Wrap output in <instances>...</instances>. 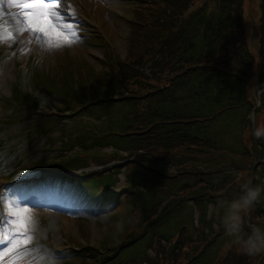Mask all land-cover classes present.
<instances>
[{
    "label": "rangeland",
    "instance_id": "374dc122",
    "mask_svg": "<svg viewBox=\"0 0 264 264\" xmlns=\"http://www.w3.org/2000/svg\"><path fill=\"white\" fill-rule=\"evenodd\" d=\"M196 2H200L201 0H195ZM263 4L262 0H231L229 3L228 11L230 13L233 12V10L236 12V14L232 15V20L236 21L238 17H241L240 10L237 8H240L242 10V13L245 14V20L243 23V26H239L236 24L231 29H225L228 30V41L230 44L228 45L229 51L231 55L233 56L236 53V50H238L240 53H247V49L243 48L245 41L249 34L253 37L259 36V22H261V12L263 14V10L261 11V5ZM166 7V5L162 6ZM130 6L128 8V12L130 13ZM65 12L68 15V10L65 9ZM152 13L150 12L149 15ZM53 23L59 24L58 21L54 20ZM116 23V29L119 28L121 31L123 29L128 28V25L123 23L122 21H115ZM262 24V23H261ZM61 28L64 29V31L68 34L69 29L64 28V24H60ZM110 25V24H109ZM84 27V33L86 34L90 30L87 28V26ZM99 29H102L100 25H98ZM110 31V26H109ZM3 35V33H2ZM142 38H149L151 37V33H141ZM157 36V35H156ZM158 40L156 41V44L153 46H139L138 50L133 56L134 63H142L144 60H153L156 56L162 54L164 55V52L170 50L169 45L157 36ZM262 40H264V37L261 35ZM47 37L44 36L42 33H39V36L37 37V40L34 41L33 46L31 45V49L35 50L38 48H44L47 46L49 49L48 51L40 52L38 53L39 56L42 59H51L52 56H55L52 60V67L51 71H49L48 67H44L43 71L39 72L37 76H39L41 79L44 80V82L41 84H46L48 87V92L51 96L57 97L61 103L69 105V106H75L80 105L81 102H83L86 107L85 114L87 115V118L89 117L92 112L102 110L104 111L101 115L107 116V120H110V115L105 112V108H102L103 106L99 105V102L96 104H93L96 102L97 99H101L104 96L101 95L99 97L93 98V103L88 104L89 100L91 99V96L88 94L89 89L91 86H94L92 89V92L94 94L97 93L98 89L95 87L97 84L99 85L101 83V80L98 78L96 72L99 69H104L103 62L99 63L98 59H94L96 57H93V63L96 65V69L90 65L89 62H85L84 59L88 61V59L92 60V58L87 57L84 52V45L79 44L77 40H75L72 44V47L65 48L68 45L62 44L60 47H49L47 43ZM116 48V56H119V58H124L126 55V44L125 39L123 38L120 43L118 42V38L113 37L112 38ZM3 44H5L2 48L5 51V53H9V47L11 43L14 41L12 35H4L0 39ZM89 42L101 44L100 40L97 39L94 35H91ZM79 45H83L82 48L78 47ZM24 45V41L21 40L19 42V46L17 50H21ZM63 48V49H62ZM115 49V48H114ZM83 50V51H82ZM91 52L97 53V51L90 47ZM116 51V49H115ZM65 54H73L75 53V57H68L65 56L63 58V62L61 61L60 55ZM27 55V54H26ZM261 57H263V49L260 51ZM80 58V59H79ZM12 61L7 60L5 62V67H10V69H13ZM127 62H130V59H127ZM153 63V62H152ZM155 63V61H154ZM259 68V65L257 66ZM148 66H146L145 71L138 70L133 66V64H130L126 70L120 71V69H117V72L120 75H124L125 78L128 80H132V83L137 79V75H142L144 78H147V72H148ZM14 72V70H13ZM146 72V73H145ZM55 78H54V77ZM50 85V87L48 86ZM40 90H46V88H39ZM111 87H108L107 91H111ZM38 91V89H35ZM3 92H7L8 90H4ZM39 92V91H38ZM53 92H58L57 94H54ZM93 96V95H92ZM210 94L208 93L206 95V98L204 99V102L206 103V109L205 114L212 113L215 109L220 108L221 104L214 102L213 100H209ZM259 104V103H258ZM257 104V105H258ZM103 105V104H102ZM256 102L253 106L256 109L260 106H257ZM189 107V106H188ZM187 107V108H188ZM102 108V109H101ZM113 109L110 110V112ZM247 111V105L243 104L240 106H235L233 108L225 109L220 111L218 114L214 115L211 119H201L203 123L199 126V131L202 136L210 138L215 145L219 144H227L229 149L237 150L240 148V142L237 140H241V138L246 133V123H245V113ZM98 114V113H97ZM264 114V111L260 112L256 117L253 118V125H256L257 121L260 120L264 121V116L261 115ZM99 115V114H98ZM37 122L41 123L45 119H35ZM262 121V123H263ZM262 123L260 125H262ZM81 126L85 129L92 128L94 129L92 125H90L89 122L83 120L81 122ZM250 127V126H249ZM57 127H54L50 132L47 133L48 140L45 141V144H48V147H53L54 145L57 146L58 142L53 136L55 135V130ZM209 129H212L213 131H210ZM246 145L242 144L244 152H247V154H250L254 147L253 139L250 135V129L247 132L246 136ZM233 142V143H232ZM125 144L120 141L119 145ZM209 146V145H208ZM199 148V140L198 139H192L191 137H186L183 140L178 141L177 143H174L170 139H160L158 144L147 145V149L153 150L154 152L161 153L171 151L172 152V160L171 162L174 164V162H178V165H184L188 162V158L190 157H177L175 154L179 153L182 150L186 149H196ZM20 154V153H18ZM247 154H240V155H233V163L237 166L244 167L238 168L240 170V175H236L233 178V181L235 184H237L236 188H238L239 184L242 182H250L252 186H261V182L264 181V162H261L260 164L254 163L250 160L249 155ZM45 153H37L34 156H28L23 155L24 162L19 164L20 166H32L33 162H36L38 160H44V163L55 161L56 158V152H49L45 156ZM100 154L95 153V156L98 157ZM73 156H77L76 154H73ZM18 155H12L10 158H8V166H13V163H15ZM248 159V161H247ZM79 161V160H78ZM225 160L222 159V162ZM83 163V162H82ZM194 166H188V168H193ZM249 170H248V169ZM215 168L209 167L204 168L203 171L193 172V173H178L172 171L169 175L172 179L166 186V191L174 193L173 196H169L168 198V205L167 209L165 210L164 216L160 219V225L156 223H152L147 227V234L144 235L142 238L137 240L134 244L131 246L122 249L121 252L118 254V258L123 260H131L133 264L140 263L143 258H146V247L148 246V242L150 240V232L151 231H158L160 234L164 236L166 240L173 238L177 239L179 236L183 237H194L197 233V230L202 227L203 225L212 226L213 225V218L212 221L209 223L206 222V218L208 216V205L211 203L208 202H216L217 195H221L224 197H227L226 195H222L220 192L211 191L210 188L207 186L211 185L213 182V177L206 174L205 172L207 170L213 171ZM223 171V170H222ZM251 173V175H250ZM184 185L187 186H193L197 188L196 192H190L187 193L186 188ZM181 189L182 191L177 193L178 190ZM218 189L223 190V188L220 186ZM225 189V188H224ZM155 195L157 197V200H161L164 198V192L162 190H159L158 192H155ZM133 196V195H132ZM214 196V197H213ZM122 197H120L121 200ZM130 199L133 201L137 200V198L134 196L132 198L129 196ZM189 198H193V201H189ZM215 200V201H213ZM18 204L22 208H26L29 211L30 216L33 219L34 223V230L31 233V237L36 241L35 248L39 251L38 256L42 257L45 252V243L53 248H56L58 250L65 249L67 245H69L65 251H69L71 248L74 249L76 247H80L83 244H93V245H99L102 246L100 242H105L106 239L108 241H117L122 237L123 231L129 232L135 228L136 220L138 218L139 211L136 207L132 208V213H130V209H126L123 212L124 207L121 206V204L115 205L114 208H110L109 212L111 211V215L103 214L100 216L94 214L90 215L88 218H82L81 216L78 217L75 214L76 213H83L84 211L75 212L73 210H67L65 208L58 209V206H50V207H32L33 204L29 199H18L15 200V202H12L10 204L4 205L0 204V226L3 227L6 231L9 232H15L14 226H13V212L10 209L11 204ZM116 208V209H115ZM196 211L200 212L199 214V223L196 221ZM113 213V214H112ZM10 216H13V219H9ZM118 216L120 218H118ZM98 219V220H97ZM153 219V217H152ZM96 220V221H95ZM123 220V221H120ZM85 221V222H84ZM99 221V222H97ZM123 224L124 230H120V224ZM117 230H119L116 234H114ZM31 238V239H32ZM24 239V238H23ZM22 237H17L16 240H23ZM209 240L204 241V245L201 249H203L207 244ZM45 242V243H44ZM228 239H220L218 242V247L214 249V251L210 254V257L212 259L216 256H218L221 252L222 254L219 257V260L215 261L214 263L217 264H241L242 259L239 252H236L233 248H229L227 246ZM192 242L186 243V250L182 251L180 254H177L175 257L172 258V264H185L189 260L195 258L194 254H197L199 250L191 249ZM157 251L158 249L154 247ZM164 249V256L165 258H169V256L165 252ZM67 258L73 257V252H66ZM152 256L150 255V258ZM207 261L209 262V258L206 257ZM116 261V260H115ZM204 261L203 264H207L208 262ZM59 262L58 264H60ZM53 264H57L54 262ZM105 264H113V263H105Z\"/></svg>",
    "mask_w": 264,
    "mask_h": 264
},
{
    "label": "clouds",
    "instance_id": "9594fccd",
    "mask_svg": "<svg viewBox=\"0 0 264 264\" xmlns=\"http://www.w3.org/2000/svg\"><path fill=\"white\" fill-rule=\"evenodd\" d=\"M243 48L247 49L256 64L262 61L259 53L264 49V40L261 37H253L250 33ZM253 135L256 138H264V125H257L253 129ZM262 194L264 188L252 186L250 182L245 181L241 183L240 191L231 198L221 196L216 202L208 205V215L216 221L214 226L217 231H222L228 238L227 246H235L241 255L256 256L264 253V224L250 222L253 208L264 204ZM119 226L123 227V224Z\"/></svg>",
    "mask_w": 264,
    "mask_h": 264
},
{
    "label": "snow or ice",
    "instance_id": "6c2138e0",
    "mask_svg": "<svg viewBox=\"0 0 264 264\" xmlns=\"http://www.w3.org/2000/svg\"><path fill=\"white\" fill-rule=\"evenodd\" d=\"M60 2L62 3V0ZM7 5L19 10V14L13 15L20 23L22 31H31L34 34L42 33L48 38L49 47H60L62 44L71 43L69 35L61 28V25L53 23L54 20L59 18V5L56 0H52L51 3L45 2V0H7ZM67 27L68 25L64 26V28ZM10 209L14 216L13 226L15 231L24 236L23 240L10 241L11 247L8 251H14L31 240L34 223L28 209L15 203L10 205ZM13 216H10L9 219H13Z\"/></svg>",
    "mask_w": 264,
    "mask_h": 264
},
{
    "label": "trees",
    "instance_id": "16d2710c",
    "mask_svg": "<svg viewBox=\"0 0 264 264\" xmlns=\"http://www.w3.org/2000/svg\"><path fill=\"white\" fill-rule=\"evenodd\" d=\"M205 8H202V11H204ZM206 23V21L202 18L200 20V22H197L198 24L203 25V23ZM196 22H194L195 24ZM207 24V23H206ZM221 51H222V56H219V58H217L216 62H218L219 65H223L224 67L228 68L227 72L229 73L230 76H237L234 81H230L231 79L226 78L225 81L226 82H231L234 83L235 85H237L239 87L240 85V89H239V93H237V95H234L232 98L235 99L234 102L232 103H228L229 105L236 103V102H243L245 100L246 97V92L243 88L241 87H247L251 82H254V77L251 76L252 75V71L250 70V63H245L241 66L238 65V67H234L231 63V57L229 54V48L226 45L221 46ZM263 70H264V63H263ZM263 70L259 73V80H262L263 77ZM248 74V80L245 82L244 78L246 77V75ZM229 83L228 85H226L225 88V92H230V90L232 89L231 86L232 84ZM0 168H2V163L0 162ZM264 188V187H263ZM264 196V195H263ZM261 213V214H260ZM251 214L253 216H257V221L260 224H264V209L262 208H257V209H253ZM166 260V259H165ZM154 264H170L172 261L170 262H166L165 261H152Z\"/></svg>",
    "mask_w": 264,
    "mask_h": 264
},
{
    "label": "bare ground",
    "instance_id": "6f19581e",
    "mask_svg": "<svg viewBox=\"0 0 264 264\" xmlns=\"http://www.w3.org/2000/svg\"><path fill=\"white\" fill-rule=\"evenodd\" d=\"M115 27H116V25H114V24L112 23V29L115 28Z\"/></svg>",
    "mask_w": 264,
    "mask_h": 264
}]
</instances>
